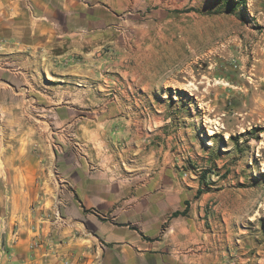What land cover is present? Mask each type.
<instances>
[{"label":"rangeland","instance_id":"374dc122","mask_svg":"<svg viewBox=\"0 0 264 264\" xmlns=\"http://www.w3.org/2000/svg\"><path fill=\"white\" fill-rule=\"evenodd\" d=\"M81 1L111 14L107 23L99 15L96 32L104 39L97 53L112 60L98 69L96 96L83 92L81 100L107 102V113L118 118L111 132L123 136L115 145H93L79 122L67 123L72 110L36 108L34 150L84 156L122 147L133 169L122 172L123 184H177L162 191L173 210H189L197 199L206 228L220 231L230 246L239 239L247 262L264 264V0H246V10L236 12L218 8V0ZM13 68L0 59V70ZM48 84L52 98L63 102L62 89ZM7 97L0 98L1 218L8 211L10 140L19 127ZM76 113L81 122L91 115L84 106ZM36 160L46 167V184L70 180L57 157L51 164L49 157ZM113 178L109 171L106 184H117ZM7 258L0 240V259Z\"/></svg>","mask_w":264,"mask_h":264},{"label":"crops","instance_id":"0c3cea01","mask_svg":"<svg viewBox=\"0 0 264 264\" xmlns=\"http://www.w3.org/2000/svg\"><path fill=\"white\" fill-rule=\"evenodd\" d=\"M100 9L81 0H0V59L16 66L0 70V98L8 96L19 126L10 140L8 211L0 216L8 258L0 264H257L247 262L239 239L230 246L220 231L205 227L197 199L184 215L173 216L177 211L162 191L177 184H123L122 172L133 170L124 148L84 156L34 150L36 108L72 110L67 123L79 122L77 129L93 145H115L123 136L111 132L118 118L107 113L108 103L90 99L97 94L98 69L112 61L97 53L104 41L96 32L99 15L102 23L111 17ZM50 81L62 89L63 102L50 95ZM83 92L90 98L82 101ZM67 94L71 99L65 100ZM83 106L91 115L81 122L76 111ZM101 132H108L105 139ZM35 156L49 157V164L57 157L70 180L46 184V167ZM109 171L117 184H106Z\"/></svg>","mask_w":264,"mask_h":264},{"label":"trees","instance_id":"16d2710c","mask_svg":"<svg viewBox=\"0 0 264 264\" xmlns=\"http://www.w3.org/2000/svg\"><path fill=\"white\" fill-rule=\"evenodd\" d=\"M217 7L221 8V9H228V11L230 12H236V9L238 7L242 8L243 11L246 10V0H218L217 3ZM219 11L216 9L213 12H210L211 14L213 13H218ZM255 131H261L260 129H254ZM251 133V132H250ZM252 134V133H251ZM232 140H234V142L237 144L238 143V139L235 136H231L230 137ZM213 156H209V158H211ZM209 172H211L209 170ZM198 193H200V191H198ZM186 213V210H183L181 212H174L173 216H177V215H184Z\"/></svg>","mask_w":264,"mask_h":264},{"label":"built area","instance_id":"2783aa9c","mask_svg":"<svg viewBox=\"0 0 264 264\" xmlns=\"http://www.w3.org/2000/svg\"><path fill=\"white\" fill-rule=\"evenodd\" d=\"M55 216H56V217H59V213H58V212H57V213H55Z\"/></svg>","mask_w":264,"mask_h":264}]
</instances>
